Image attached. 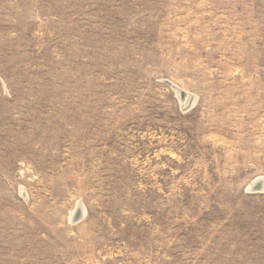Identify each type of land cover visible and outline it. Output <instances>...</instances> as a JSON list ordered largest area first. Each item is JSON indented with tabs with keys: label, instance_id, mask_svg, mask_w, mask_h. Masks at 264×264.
Segmentation results:
<instances>
[{
	"label": "rangeland",
	"instance_id": "rangeland-1",
	"mask_svg": "<svg viewBox=\"0 0 264 264\" xmlns=\"http://www.w3.org/2000/svg\"><path fill=\"white\" fill-rule=\"evenodd\" d=\"M256 180L264 0H0V264H264Z\"/></svg>",
	"mask_w": 264,
	"mask_h": 264
},
{
	"label": "bare ground",
	"instance_id": "bare-ground-1",
	"mask_svg": "<svg viewBox=\"0 0 264 264\" xmlns=\"http://www.w3.org/2000/svg\"><path fill=\"white\" fill-rule=\"evenodd\" d=\"M252 188L257 189V190H264V180H256L252 185ZM74 215V213H73Z\"/></svg>",
	"mask_w": 264,
	"mask_h": 264
},
{
	"label": "water",
	"instance_id": "water-1",
	"mask_svg": "<svg viewBox=\"0 0 264 264\" xmlns=\"http://www.w3.org/2000/svg\"><path fill=\"white\" fill-rule=\"evenodd\" d=\"M79 215H80V213L78 212V213L76 214V216L74 217V219L77 220V219L79 218Z\"/></svg>",
	"mask_w": 264,
	"mask_h": 264
}]
</instances>
